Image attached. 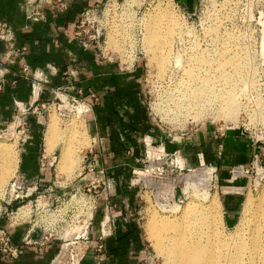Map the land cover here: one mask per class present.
<instances>
[{"label": "rangeland", "instance_id": "374dc122", "mask_svg": "<svg viewBox=\"0 0 264 264\" xmlns=\"http://www.w3.org/2000/svg\"><path fill=\"white\" fill-rule=\"evenodd\" d=\"M98 3L100 4L99 12L104 13L106 6L105 12L110 17L109 21L111 19L115 21L112 22L113 31L108 42V49L112 52L113 60L121 62L124 70H134L137 64H141L142 66L141 88L143 104L149 116L154 120L155 126L166 131L171 139L179 140L192 133L203 134L206 132L210 133L219 142L221 141L219 144L223 145V176L228 175V177H224L223 188L220 186V182H217L219 169L213 173L211 168H218L214 164H200L192 167V171H188V168H185V170L174 175L173 177L175 178L158 179L152 177L147 171L142 170L145 169L146 165L144 160H146L147 156V146L144 149L143 156L138 158L131 167H126L128 168L125 170V173L128 174V181L122 180L123 185H121V181H118L116 189L119 185L125 187V185L130 184L136 187L138 194H140L137 198V209L142 234L146 243V253L143 262L144 264H175L172 263L173 260L168 259L171 253L172 242H168L167 236L168 234H172L173 228H167L168 226L165 228V222L162 223L163 219H165L166 221H170L172 225L177 224V221L184 222L181 228H183L184 233L186 232L185 237L190 240L200 238L208 246H213L212 249L220 254L217 255L219 259L213 260L212 264H223V250L226 252L235 251L237 248V243L230 244L228 241H233L236 238L235 233L243 224L246 226V233L250 225L253 224L254 215L264 205V154L261 153V150L264 149V0H197L193 10L182 4L180 0H100ZM98 3H96V6ZM160 6L161 8H165V10H173L183 21V33L173 39V48L171 47L172 62L170 63L172 65L169 64L165 70H162L161 67V69L159 68L160 65L152 58L151 52L146 50V42L144 41L146 17L157 11ZM139 34H141V41L137 45ZM248 38H251L250 41ZM198 44L199 46L194 51L193 49ZM130 48L134 51H129ZM204 48L207 52L210 50L211 53H207L211 54L210 56H218L221 52L231 55L234 53L237 55L238 53V57L243 58L248 56L250 57V62L252 63L253 61L252 64L250 63L252 66L248 69L253 72L257 82L253 87H249L247 91H240V107L234 113L227 114V116L224 114L222 117L221 114H218V107L213 104L212 106L209 105L211 106L208 107L209 110L203 109V111H206L199 112L198 116L188 113V109H182L181 107L180 110L183 111H180L177 108L179 106L177 105L179 102L178 96H180L181 91H179V87L181 86L179 81L184 78L183 71L185 68L183 65H186V61L189 60L187 58L191 56L190 53L193 55L198 50H203L204 52ZM216 49L217 51H215ZM176 55H180L183 61L179 65L175 63ZM124 65L130 67L125 68ZM170 68L172 69L171 72ZM230 68H223V70L231 71L232 68ZM175 94L176 96L178 94V96H174ZM174 103L177 106L174 107ZM29 105H26L27 109ZM83 108L79 106L78 112L74 111V114L70 118L61 117L55 110L46 111L43 114L40 113L48 121L46 138L47 136L49 137V134L54 135L55 138L57 134L60 135L61 131L60 136H57L54 140L52 137V145L50 143L51 140L47 141L50 143H47L50 146H48L49 150L51 148L52 150L56 149L59 157L58 160H60L61 152L64 147H67V150L68 148L71 149L73 158H75V164L72 168L66 169L62 167L63 170H61L58 161L55 169H53L54 174L57 175V179L55 177L57 189H63L67 193V199L75 192L74 188L78 186L85 187L91 182L90 180H86L85 177L81 179L82 176H78L84 164V155L89 153L94 145L87 124L88 114L91 113L92 109L85 112ZM29 112L36 113L33 112V108L29 109L22 116L21 126L25 125L24 122L27 124L25 116ZM55 124L56 126H60H57V129H59L57 131L59 132L55 128H51L52 126L55 127ZM15 128L16 126L10 127L7 134L3 133V130L0 132V141L3 142L5 147L13 149L11 151L13 153L7 152L9 155L6 153L0 157V176L2 175L3 177V179L0 177V196L16 170L17 144L23 135L15 134ZM73 128L78 133L74 134L72 132V134L71 130ZM51 129L57 133H50ZM13 135L15 139H10ZM54 142H57V144ZM159 144L162 146V143ZM162 147L165 148L164 145ZM154 152L152 151V155H150V159L152 160L155 156ZM94 153H96L95 149ZM179 155L181 161L184 162L183 154ZM227 160L231 161V163L225 165ZM180 177L187 178L189 179V184L192 183L189 185L187 180L186 183H180L176 187L175 197L176 199L183 200V203L177 201V203L173 204L172 202L168 204L165 198L160 199L162 195H168L173 192L169 189L171 187L167 188V190L163 189V191L161 188H166L163 185L166 186L176 179L180 180ZM146 180L149 182H146ZM231 180H237V186L240 187L237 191L240 192L241 196L239 205L233 211L227 209L224 197L221 194L222 189L223 193L237 189L234 188V183L232 184ZM132 182L135 184L132 185ZM143 182L148 187L145 188L142 185ZM166 182L167 184H164ZM249 199L251 200V206L249 211H247ZM113 204H116V202H113ZM100 206H102L103 210H106L105 203L99 205V208H101ZM176 206H180V209H175L177 208ZM171 209H174V211ZM186 211L187 214H185L184 218ZM96 214L94 221L97 218ZM240 240L241 238L238 239V241ZM158 242L161 247L158 246ZM78 248L74 250V253L80 250L78 251L80 255L85 252L84 257L91 249V247L83 248L81 246ZM67 261L68 259L64 263Z\"/></svg>", "mask_w": 264, "mask_h": 264}, {"label": "crops", "instance_id": "0c3cea01", "mask_svg": "<svg viewBox=\"0 0 264 264\" xmlns=\"http://www.w3.org/2000/svg\"><path fill=\"white\" fill-rule=\"evenodd\" d=\"M35 1L0 0V21L7 23L13 35L12 40L0 39V61L6 68L3 90L0 91V132L20 123L17 104L29 105L34 101L32 81L35 73L43 74L39 91L41 101L55 99V91L59 87L74 81L84 90L85 99L92 103L87 124L98 156V166L106 168L117 186L118 181L121 185L122 180L128 181L126 167H131L143 156L145 142L155 141L162 143L169 153L178 151V154H183L184 162L181 157L179 159L185 168L204 163L216 165L219 169L217 182L223 188L224 177L228 175L223 176L221 141L206 132L192 133L179 140L171 139L166 131L155 126L144 108L141 64H137L134 70H124L117 60L103 61L96 50L86 49L75 40L73 30L76 21L87 7L98 0H66L64 6L42 4L43 16L36 20L28 17L29 11L35 8ZM180 1L191 10L197 2ZM8 51H11L9 55ZM25 65L29 66L28 73L23 70ZM71 66L78 69L74 78L65 73ZM79 106L86 108L84 104ZM25 119L27 140L22 138L18 141L15 172L19 170L32 178L38 177L42 186L47 187L55 178L52 162L53 156L57 155L56 149L49 153L46 138L48 121L40 113L32 112ZM148 151L152 155V151L157 152V149L150 145ZM261 151L264 154V149ZM230 163L227 160L225 165ZM231 181L237 189L224 193L222 189L221 194L227 209L233 211L241 196L237 191L240 188L237 180ZM121 185L112 197V202H116L113 212L103 210L102 206L97 210L91 229V249L79 264H144L146 243L137 209L140 194L130 184ZM61 193L66 192L57 189L51 197ZM101 202L100 205L103 204ZM108 218H111V229L100 239L102 220ZM0 226H8L5 217L0 218ZM9 230L15 241H22L29 234L30 224L19 223ZM30 234L37 237L38 232ZM100 244L102 248H99ZM60 247L59 241L49 243L43 251L26 245L24 254L17 259H10L0 251V264H53Z\"/></svg>", "mask_w": 264, "mask_h": 264}, {"label": "built area", "instance_id": "2783aa9c", "mask_svg": "<svg viewBox=\"0 0 264 264\" xmlns=\"http://www.w3.org/2000/svg\"><path fill=\"white\" fill-rule=\"evenodd\" d=\"M96 1L90 7L86 8L76 21L74 26V38L84 48H91L96 50L99 57L103 61H115L113 60L112 52L108 49V42L110 35L113 31L114 20L109 21V15H106V6L104 13H100L98 3ZM110 1V0H109ZM66 0H36L35 8L30 10L28 17L31 19H40L43 16V12L40 8L42 4H58L64 6ZM96 3L97 6H96ZM107 5V4H106ZM142 33V31L140 30ZM141 34L138 35L137 45L141 41ZM0 39L1 40H12V30L6 22L0 21ZM130 45V44H127ZM129 51H134L130 48ZM11 51H8V54ZM121 64V62H119ZM125 66V65H124ZM130 66H125L129 68ZM6 68L3 67L0 61V91L3 90L4 86V73ZM23 70L28 73L29 66L25 65ZM76 66H71L65 73L68 76L77 75ZM34 80L32 81L33 97L34 101L30 103L28 109L23 103L17 104L18 115L21 120L15 128V134L23 135V141L27 140L26 131L27 125L24 122L22 124V116L31 108L33 112L41 113L46 111L55 110L61 117L70 118L74 111L78 112L80 104L86 106V111L92 109V104L85 99L84 90L76 85L74 81H71L65 86H61L55 91L56 98L51 101H40L39 91L40 82L43 79L42 73H35ZM77 109V110H76ZM16 117V118H17ZM15 118V119H16ZM6 130L5 134H7ZM20 137V139H22ZM15 139V136H12ZM148 147L151 145L152 148L157 149L158 155L154 156L153 162L150 159L149 151H147L146 160L144 162L145 170L152 177L158 179H170L178 172L185 170V167L181 165L180 155L176 153H169L158 145L155 141L145 142ZM97 154L94 153V148L90 149V152L85 154L83 157V166L78 176L85 177L86 180L91 182L85 187L78 186L74 188V193L67 199V193L57 194L51 197V194L56 192L57 184L54 181L47 187H43L38 177H30L27 174L17 170L12 178L10 179L7 186L3 189L0 196V218L5 217L8 221L7 227L0 226V251L10 259H17L25 252L26 245H33L39 251H43L46 246L51 242L59 241L61 243L59 257L62 252L64 245H70V252L72 256H69L66 263L60 262L61 264H73L74 257L77 256L79 264L81 259L84 257L85 252L80 255L78 250L74 253L78 247H89L91 241V229L93 226L95 214L99 208L100 202L104 201L106 210L113 212L115 204L112 202V197L116 192V181L111 177L106 168L99 167L97 161ZM46 158V156H45ZM58 155L53 156L52 168L55 169L58 160ZM213 173L217 171L216 167H211ZM192 171V169H187ZM136 172V171H134ZM57 179V175H55ZM141 178V176L139 175ZM135 183L132 182V185ZM143 186L148 187L144 182ZM176 193V191H175ZM174 194L162 195L161 198H165L168 204L173 202L183 203V200L176 199ZM154 196V194H152ZM156 197V196H155ZM158 200V199H157ZM158 202V201H157ZM30 203V211L23 210L21 215H17L20 209ZM167 204V203H166ZM27 222L30 224L29 234L23 237L22 241H15L9 230V227H13L19 223ZM111 218L102 220V235L100 239L106 235L111 229ZM38 232L37 237H33L30 233ZM75 248V249H74ZM102 248V244L99 245ZM53 261V262H54Z\"/></svg>", "mask_w": 264, "mask_h": 264}, {"label": "bare ground", "instance_id": "6f19581e", "mask_svg": "<svg viewBox=\"0 0 264 264\" xmlns=\"http://www.w3.org/2000/svg\"><path fill=\"white\" fill-rule=\"evenodd\" d=\"M133 1H135V0H133ZM131 5H133V4H131ZM146 18H147L145 21L146 32L144 34L145 35L144 41L146 42L145 47H147L146 50L151 52L152 58L154 60H156L158 62V64L160 65L159 68L161 67L162 70H165V68L172 62L171 47L173 48V46H172V43L174 42L173 39L176 36H179V35H181V33H183V21H182V19L179 18V16L173 10H171V11L165 10V8H161V6L157 9V11H155L154 13H152L150 16H148ZM188 33H189V31H188ZM194 33H195V31H194ZM236 37H238V36H236ZM248 39L250 41L251 38H248ZM231 40H232V38H231ZM191 43H193V42H191ZM197 46H199V44L195 46V48L193 49L194 51H195ZM198 48H200V47H198ZM204 50L206 51L205 48H204ZM205 51L203 52V50H198L195 53H193V55L190 53L191 56L189 58H187L189 60L186 61V65H183V67L185 68V70L183 71L184 72L183 73L184 78L181 79V81H179L181 83V86L179 87V91L180 90L181 91H180V96H178V94H177L178 100H179V102L177 103V105H179V106L177 108H179V110L181 107H182V109H184V108L188 109L187 110L188 113L196 116L199 112H201V113L205 112L208 109V107H211L213 104L214 106L217 105V107H218L217 112H219L218 114H221L222 117L224 116V114H226V116H227V114L234 113V111H236L238 109V107H240V103H239L240 91H247L249 87H251V86L253 87V85H255L257 82L254 78L255 76H254L253 72L248 69L252 66V65H250V63H251L250 57L244 55L245 57L240 58L237 56L238 53H237V55H235L234 52H233L234 53L233 55L227 54V53L223 54V52H221L220 55H218V56H213V55L210 56L211 54H207L210 52V50H209V52H207V51L205 52ZM215 51H217V49ZM178 53H180V52H178ZM217 53H216V55H217ZM181 61H182V58L180 57V55H176L175 56V63L179 65L181 63ZM173 62H174V60H173ZM252 63H253V61H252ZM170 65H172V64H170ZM227 67L228 68L231 67L232 70L231 71L223 70V68H227ZM171 71H172V69L170 70V72ZM170 72H169V74H170ZM223 83L225 84L224 86H223ZM177 89H178V87H177ZM174 90H176V89H174ZM174 96H176V94ZM176 101H175V103H176ZM175 103H174V107L177 106V105H175ZM209 105H211V106H209ZM176 109H175V111H176ZM203 109H206V110L203 111ZM85 110H86V108H85ZM180 111H183V110H180ZM54 122H55V120H54ZM15 126H17V125L15 124ZM57 126L55 124V127L52 126L51 128H53V129L55 128V130L57 131V130H59V129H57ZM58 127H60V126H58ZM53 129H51L50 133L52 132L53 134H55V133L59 132V131L56 132ZM75 131H76V129L73 128L71 130V133L72 132H74V134L78 133ZM60 135H61V131H60ZM60 135L57 134L56 137L60 136ZM9 137H10V135H9ZM52 137H53V140L56 138V137L54 138V135L52 136V134H49V137L47 136V141L51 140L50 141L51 145L53 142ZM10 139H12V137ZM57 140H58V138H57ZM50 143H48V144H50ZM54 143L57 144V142H54ZM53 146L55 147V145H53ZM54 147H53V149H54ZM51 150H52V148H51ZM51 150H49V153ZM11 151H13V149L11 150L10 147L9 148L5 147L3 142L0 141V157L3 154H6L7 152L13 153ZM8 153H7V155H9ZM156 155H158V152H155V156ZM10 156H11V154H10ZM152 163H154L153 160H152ZM8 164H9V162H8ZM74 164H75V158H73L71 149L68 148V150H67V147H64V149L60 155V160L58 163L59 167L61 166L60 168H61V170H63L62 167L68 169V168H72L74 166ZM66 169H64V170H66ZM189 176H191V175H189ZM0 177H1V179H3L2 175ZM176 180L171 181L166 186L163 185V187H166V188H161V189L167 190V188L171 187L169 189H171V191H173L172 193H175V190H176V187L178 184L186 183L187 180H188V184H189V179H187V178H181L180 180H177V181ZM147 181L148 180H146V182ZM164 184H167V182ZM191 184H189V185H191ZM194 186H196V185L194 184ZM184 189H185V186H184ZM250 201L251 200L249 199L247 211H249L250 206H251ZM29 205H30V203L28 205L22 207L17 215L18 216L21 215L23 210H26L27 212H29L30 207H31V205L30 206ZM176 207L177 208H175V209H177V210L180 209L179 208L180 206L179 207L176 206ZM171 210L174 211V209H171ZM189 210H190V208H189ZM192 211H193V209H192ZM154 214H156V213H154ZM185 214H187V211L184 213V218H185ZM248 214H249V212H248ZM193 220H194V218H193ZM163 222H165L164 223L165 228L167 226H168L167 228H170V227L173 228L172 234H168V236H167L168 240H169L168 242L169 243L172 242L171 253L168 256V259L173 260L172 263H175V264H212L213 260L219 259L217 255L220 253L217 252L216 250L212 249L213 246H211V247L208 246L207 243L205 244L200 238L190 240L187 237H185L186 232L184 233V230H182L183 228H181L183 226L184 222L182 223V221H177V224H174V225L170 224V221H166L165 219H163L162 223ZM245 227H246L245 224L240 226L235 233L236 238L233 241L232 240L228 241V243H230V244L231 243H237V248L235 251H227L226 252L223 250V257H222L223 258V264H264V205L261 206L260 210L254 215L253 224L250 225V228L246 233H245V230H246ZM162 228H164V227H162ZM239 238H241L240 241H238ZM159 244L160 243L158 242V246H160ZM70 254H71L70 245L67 243L64 245L62 252L60 253L59 257L53 262V264H61L60 262L63 260H64L63 262H65L69 258ZM75 257H77V256H75ZM78 259H79L78 257L74 258V260L72 261L73 264H76Z\"/></svg>", "mask_w": 264, "mask_h": 264}]
</instances>
